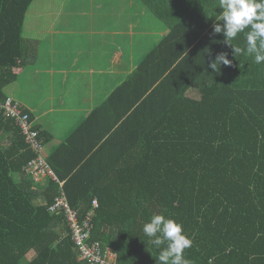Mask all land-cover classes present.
Listing matches in <instances>:
<instances>
[{
  "label": "trees",
  "instance_id": "16d2710c",
  "mask_svg": "<svg viewBox=\"0 0 264 264\" xmlns=\"http://www.w3.org/2000/svg\"><path fill=\"white\" fill-rule=\"evenodd\" d=\"M35 1L0 0V105L18 81ZM141 1L163 38L66 140L35 127L53 144L63 189L25 173L35 155L0 108V264L31 253L27 264H88L50 211L61 191L81 221L92 214L91 242L117 252V264H156L160 249L142 229L157 214L182 224L192 264H264V63L213 34L214 2ZM229 43L245 48L244 33ZM221 53L232 63L214 71Z\"/></svg>",
  "mask_w": 264,
  "mask_h": 264
},
{
  "label": "crops",
  "instance_id": "0c3cea01",
  "mask_svg": "<svg viewBox=\"0 0 264 264\" xmlns=\"http://www.w3.org/2000/svg\"><path fill=\"white\" fill-rule=\"evenodd\" d=\"M203 1L214 2L218 9V0ZM51 4L50 10L35 14L33 22L27 14L25 60L19 61L18 81L7 95L32 115L35 127L53 134L55 144L84 123L137 65L126 44L121 46L113 38L105 40L120 32L105 27L104 14L98 9L81 11L86 0ZM165 34L164 30L158 32L159 41ZM143 44L147 46L146 41ZM53 144L45 146L48 156Z\"/></svg>",
  "mask_w": 264,
  "mask_h": 264
},
{
  "label": "clouds",
  "instance_id": "9594fccd",
  "mask_svg": "<svg viewBox=\"0 0 264 264\" xmlns=\"http://www.w3.org/2000/svg\"><path fill=\"white\" fill-rule=\"evenodd\" d=\"M218 9L221 11L216 13L213 34L222 33L235 55L253 56L255 63H264V0H218ZM240 33H244L245 48L229 43ZM231 63L227 54L221 53L209 67L219 71L220 64L230 66ZM142 230L153 247L160 249L156 264H192L184 257V250L192 247V240L183 232L182 224L157 214Z\"/></svg>",
  "mask_w": 264,
  "mask_h": 264
},
{
  "label": "built area",
  "instance_id": "2783aa9c",
  "mask_svg": "<svg viewBox=\"0 0 264 264\" xmlns=\"http://www.w3.org/2000/svg\"><path fill=\"white\" fill-rule=\"evenodd\" d=\"M0 108L7 119L15 121L16 126L25 138L28 149L35 155L25 168V173L34 182L42 183L43 181L51 180L59 183L61 189H63L64 182L59 181L56 176L49 162L45 145L40 139L39 132L35 129L30 115L12 99L1 104ZM93 205L94 208H97L98 201L95 200ZM49 208L53 214H63L66 218L75 245L79 248L82 261L88 264H117V252L110 248L104 249L100 242H91L92 214L81 221L77 212L71 208L64 191H61V195L56 197L55 202Z\"/></svg>",
  "mask_w": 264,
  "mask_h": 264
},
{
  "label": "rangeland",
  "instance_id": "374dc122",
  "mask_svg": "<svg viewBox=\"0 0 264 264\" xmlns=\"http://www.w3.org/2000/svg\"><path fill=\"white\" fill-rule=\"evenodd\" d=\"M51 1L58 2V0H36L28 13L30 17L29 21H34L35 14L44 12L43 10H50L52 7ZM97 9L99 10L98 13L105 15V19L102 20L105 22V27L108 25L109 29L120 32L113 36H107L105 40H111L113 38L121 46L126 44V47L131 52V56L135 57L136 65L159 42L161 37L157 36L158 32L161 30H164L165 33L167 32L166 26L144 7L141 0H102L101 2L98 0L95 2L94 0L92 2L86 0V5L81 8V11L89 12L96 11ZM97 22L98 20H96V24L100 25ZM126 30L134 31L135 34H128ZM132 39L133 41L131 43ZM141 41L143 43L146 41L147 46ZM115 81L116 79L112 78V82ZM13 88L15 87H11V90ZM199 96L196 91H190L188 94V97L197 100ZM14 178L16 182H19L18 176ZM33 257L34 254L31 253L23 261V264H27Z\"/></svg>",
  "mask_w": 264,
  "mask_h": 264
},
{
  "label": "water",
  "instance_id": "95a60500",
  "mask_svg": "<svg viewBox=\"0 0 264 264\" xmlns=\"http://www.w3.org/2000/svg\"><path fill=\"white\" fill-rule=\"evenodd\" d=\"M49 162L51 163L53 168H56L55 163H54V161L52 159H49Z\"/></svg>",
  "mask_w": 264,
  "mask_h": 264
}]
</instances>
